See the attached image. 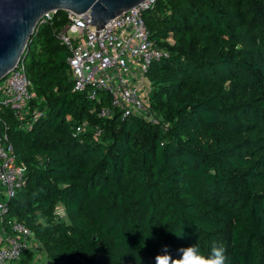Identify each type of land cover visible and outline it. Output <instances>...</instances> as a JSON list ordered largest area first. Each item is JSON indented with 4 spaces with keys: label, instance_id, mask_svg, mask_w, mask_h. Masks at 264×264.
I'll return each instance as SVG.
<instances>
[{
    "label": "trees",
    "instance_id": "obj_1",
    "mask_svg": "<svg viewBox=\"0 0 264 264\" xmlns=\"http://www.w3.org/2000/svg\"><path fill=\"white\" fill-rule=\"evenodd\" d=\"M142 16L162 50L145 74L159 122L100 117L107 94L73 89L55 36L65 11L35 28L26 115L0 109L25 166L10 215L55 264H156L213 241L226 264H264V0H155Z\"/></svg>",
    "mask_w": 264,
    "mask_h": 264
},
{
    "label": "built area",
    "instance_id": "obj_2",
    "mask_svg": "<svg viewBox=\"0 0 264 264\" xmlns=\"http://www.w3.org/2000/svg\"><path fill=\"white\" fill-rule=\"evenodd\" d=\"M154 2L144 0L109 20L98 30V35L89 24L88 11L80 16L65 10L67 20L55 31L56 38L69 52L67 63L73 89L97 102L99 92L107 94L109 103L99 108L100 117H108L113 109H119L124 116L131 114L154 120L149 111L148 93L140 84L145 82L151 62L162 51L149 39L142 16ZM54 14L45 13L39 24L51 23ZM31 87L24 61H21L0 82V109L8 108L18 119H24L28 102L34 96ZM30 125L23 122L22 127L28 129ZM95 131L97 137L100 129ZM0 183L5 188L0 199V264H15L25 251L36 254L38 246L31 229L10 215L9 200L25 183V166L16 161L6 132L0 133ZM61 211L56 209L55 213H63V208ZM30 264L55 263L47 257L35 259L34 256Z\"/></svg>",
    "mask_w": 264,
    "mask_h": 264
},
{
    "label": "water",
    "instance_id": "obj_3",
    "mask_svg": "<svg viewBox=\"0 0 264 264\" xmlns=\"http://www.w3.org/2000/svg\"><path fill=\"white\" fill-rule=\"evenodd\" d=\"M144 0H0V82L25 60L29 40L47 12L69 10L80 16L89 12L98 30L111 19Z\"/></svg>",
    "mask_w": 264,
    "mask_h": 264
},
{
    "label": "clouds",
    "instance_id": "obj_4",
    "mask_svg": "<svg viewBox=\"0 0 264 264\" xmlns=\"http://www.w3.org/2000/svg\"><path fill=\"white\" fill-rule=\"evenodd\" d=\"M155 261L156 264H226V249L213 241L210 251L204 254L197 244H193L180 249L179 257L173 258L165 248L163 254L155 257Z\"/></svg>",
    "mask_w": 264,
    "mask_h": 264
},
{
    "label": "rangeland",
    "instance_id": "obj_5",
    "mask_svg": "<svg viewBox=\"0 0 264 264\" xmlns=\"http://www.w3.org/2000/svg\"><path fill=\"white\" fill-rule=\"evenodd\" d=\"M167 42L170 43V44H172L173 43V39L172 38H169L167 40ZM140 84H141V87L143 88V90L148 93L149 90H150L149 81L146 79L144 83L142 82ZM148 102H149V106H150L149 99H148ZM150 113H151V111H150ZM154 118H156V121L155 122H159L160 118H158V117H154ZM4 192H5V188L3 186H1V183H0V199H3L2 195H4ZM61 208L62 207H60V205H57L55 207V210L57 209V211L60 212L61 211ZM59 216L61 218H63L64 220H66V216H65V213L64 212L61 213V214H59ZM35 244L38 246V249L36 250V254H35V251L33 252V255L35 256V259L45 258L46 257V252H45L44 248L42 247V245L36 239H35Z\"/></svg>",
    "mask_w": 264,
    "mask_h": 264
}]
</instances>
